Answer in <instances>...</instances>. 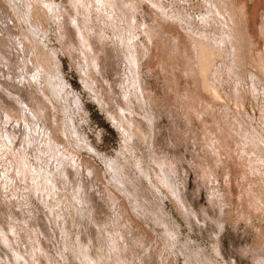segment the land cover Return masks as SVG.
I'll return each mask as SVG.
<instances>
[{"label": "rangeland", "instance_id": "374dc122", "mask_svg": "<svg viewBox=\"0 0 264 264\" xmlns=\"http://www.w3.org/2000/svg\"><path fill=\"white\" fill-rule=\"evenodd\" d=\"M0 16L65 82L52 108L24 86L47 126L24 134L0 98V264H264V0H0Z\"/></svg>", "mask_w": 264, "mask_h": 264}, {"label": "bare ground", "instance_id": "6f19581e", "mask_svg": "<svg viewBox=\"0 0 264 264\" xmlns=\"http://www.w3.org/2000/svg\"><path fill=\"white\" fill-rule=\"evenodd\" d=\"M87 3H89V2H87ZM132 3V2H131ZM101 4V3H100ZM119 4V3H118ZM89 5V4H88ZM87 5V6H88ZM127 5V4H126ZM93 6V5H92ZM91 6V7H92ZM128 6V5H127ZM122 7V6H121ZM88 9V8H87ZM134 10V9H133ZM13 11V10H12ZM11 11V12H12ZM129 12V11H128ZM127 12V13H128ZM133 12V11H132ZM13 13V12H12ZM16 14V13H15ZM18 14H21V13H18ZM23 14V13H22ZM24 15V14H23ZM27 15V14H26ZM18 16H20V15H17V17ZM130 16V15H129ZM1 17V16H0ZM6 18H2V19H5V20H3V23L2 24H4L3 26L4 27H6V29H4V30H6L9 34L11 33L12 34V37L10 36L9 37V35H8V37H7V34L5 35V31L4 32H2V34L4 33V35H0L1 36V38H0V91H1V94H0V98L2 99V101H8L9 99H6V98H10V99H14V101H16V99H17V101L19 102V104L21 105V108H19V110L17 109V113L15 112V110H16V108H15V105H18V102H17V104H15L14 105V107H12V108H15V110L13 111V112H15L16 114L14 115V117H15V120L14 119H12V120H14L15 121V124H16V128H17V126H19V129H23V126H24V129L22 130L23 131V134L24 133H26V130L28 129V130H32V129H38V128H44L43 127V125H44V123L46 122L45 120H44V115L41 113V111H40V109H38V108H36V106H35V104L33 105L32 104V106L31 105H29L28 103L31 101V99H33V96H32V98H30V95H29V98H30V101H28V103H27V99H26V93H25V91L24 90H26V88L24 87V86H26V84L28 85V86H32V87H36V95L35 96H37V94H40L41 95V97L43 96V98L42 99H44V98H47L48 99V102H50V103H46V101L45 100H43L42 101V103L45 101V103L47 104V105H51V108L53 107L52 106V102H53V99H52V97L54 98H56V97H60L61 96V90H63V88H64V85H65V82L63 81V82H60V84L59 85H61L62 87V89H58V85L57 84H55V87L54 88H52L51 89V87H50V85L51 84H53V83H56V81L55 82H53L54 81V79L53 78H51V76H49L50 78H48L47 76H44V74L42 73V71H41V67H39V64L37 63V60H38V58L40 59L41 57H39V56H36V52L34 53V51H33V49H31V47H30V45L31 44H29L28 42H27V38H25L26 37V35L24 36V34H23V32H22V27H21V30L20 29H18L20 26L16 23V21H15V17H14V19H12V18H9V17H7V16H5ZM24 17V16H23ZM132 17V16H131ZM9 18V19H8ZM26 18V17H25ZM89 18V17H88ZM88 18H87V21H88ZM1 19V20H2ZM11 19V20H10ZM132 19V18H131ZM18 20V19H17ZM19 20H20V18H19ZM27 20H29V22L32 24H30L31 25V28L33 27L34 28V24L32 23V21H31V19L29 18V17H27V19H25V21H27ZM78 20V19H77ZM90 20V19H89ZM21 21H23V19L21 20ZM74 22H75V20H73ZM72 21V22H73ZM86 19L84 20V22H82V20H80V22H82L83 24H86ZM114 21V20H113ZM112 21V22H113ZM19 22V21H18ZM79 21H77V23H78ZM79 22V23H80ZM20 23V22H19ZM76 23V22H75ZM78 24L79 26L80 25H83V24ZM1 24V23H0ZM72 24H74V23H72ZM90 24V23H89ZM74 26H75V24H74ZM91 26V25H90ZM89 26V27H90ZM93 26V25H92ZM1 27V29H2V26H0ZM86 28V27H84V25L83 26H80L78 29H80V31H81V28ZM113 27H115V26H113ZM32 28V29H33ZM82 28V29H83ZM116 28V27H115ZM40 29V28H39ZM87 29V28H86ZM91 29H93V28H91ZM74 30V29H73ZM76 30H77V28H76ZM82 32V31H81ZM90 32H91V30H90ZM1 33V32H0ZM76 33V32H75ZM83 33H84V31H83ZM87 33V32H86ZM85 33V34H86ZM99 33V32H98ZM93 34V33H92ZM100 34V33H99ZM79 35V37H81L80 36V34H78ZM84 35V34H83ZM88 34H86L85 36L86 37H88L87 36ZM91 35V34H90ZM205 35V34H204ZM28 37V39H29V36H27ZM86 37H82V39H84L85 38V40H86ZM119 37H120V35H119ZM10 38V39H9ZM91 38V37H90ZM121 38V37H120ZM4 39H9L10 41L12 40V42H13V46H12V44L10 45L9 44V42H7L6 43V41L4 40ZM30 39H32V38H30ZM67 39V38H66ZM81 39V40H82ZM8 40V41H9ZM87 40H88V38H87ZM90 40L91 39H89V43H90ZM34 41V40H33ZM206 41V40H205ZM14 42H15V44L16 43H19V45L15 48L14 47ZM24 42V43H23ZM36 42V41H35ZM67 42V41H66ZM69 42V41H68ZM84 42V41H83ZM26 43V47H25V44ZM33 43V42H32ZM38 43V42H37ZM86 43V42H85ZM68 44V43H67ZM133 44V43H132ZM32 45H35V43L34 44H32ZM69 45V44H68ZM134 45V44H133ZM202 45V44H201ZM204 45V44H203ZM38 46V45H37ZM209 46H211V45H209ZM133 47V46H132ZM202 47V46H201ZM200 47V48H201ZM204 47V46H203ZM202 47V48H203ZM206 47V46H205ZM216 47V46H215ZM215 47H214V49H215ZM101 48V47H100ZM201 48V49H202ZM102 49V48H101ZM204 49V48H203ZM206 49L207 48H205V50H204V52L206 51ZM208 49H209V47H208ZM213 49V50H214ZM220 49H221V47H220ZM16 50V51H15ZM211 50L212 49H210V52H211ZM17 51H19V53L17 52ZM35 51H37V49L35 50ZM119 51V50H118ZM208 51V50H207ZM207 51H206V53H207ZM22 52V53H21ZM40 52L41 51H39L38 53L40 54ZM202 52H203V50H202ZM209 52V53H210ZM214 52V51H213ZM212 52V53H213ZM98 53V52H97ZM100 53H103V52H100ZM118 53V52H117ZM135 54V53H134ZM200 54V53H199ZM43 55V54H42ZM122 55V54H121ZM202 55V54H201ZM200 55V56H201ZM203 55H205L204 53H203ZM202 55V56H203ZM208 55H211V54H208ZM41 56V55H40ZM199 56V59H201V57ZM38 57V58H37ZM204 57V56H203ZM43 58V57H42ZM132 58H134L133 56H132ZM45 59V58H44ZM205 59H207V60H209V57L208 58H205ZM22 60V61H21ZM39 61V60H38ZM204 61V60H203ZM202 62V61H201ZM201 62H200V64H201ZM209 61H206V63L208 64H205V65H207V66H209V63H208ZM39 63H41V60H40V62ZM44 63V62H43ZM45 63H48V62H45ZM54 63V62H53ZM56 63V62H55ZM59 63V62H58ZM37 64H38V66H37ZM57 64V63H56ZM202 64H204V63H202ZM41 65H42V63H41ZM46 65V64H45ZM51 65V64H50ZM94 65H95V63H94ZM98 65V64H97ZM48 66V65H47ZM58 66V65H57ZM60 66V65H59ZM99 66V65H98ZM43 67H44V70H45V72L47 73V74H50V72L48 71L49 69H47L46 70V68H45V66H43L42 65V69H43ZM52 67V66H51ZM206 67V66H205ZM28 68H30V71H28L27 72V69ZM48 68V67H47ZM53 68V67H52ZM58 68V67H57ZM100 69H102V67L100 66L99 67ZM208 68V67H207ZM22 69V70H21ZM54 69V68H53ZM60 69V68H59ZM57 70V69H56ZM103 70V69H102ZM102 70H100V71H102ZM202 70V69H201ZM51 71V70H50ZM208 71V70H207ZM59 72V71H58ZM59 74H60V72H59ZM201 74H203V73H201ZM53 75H54V73H53ZM52 75V76H53ZM58 75V74H57ZM207 75H208V73H207ZM58 76H60V75H58ZM57 76V77H58ZM200 77V76H199ZM203 77H204V75H203ZM202 77V78H203ZM55 78V77H54ZM18 79V81H15V80H17ZM52 79H53V81H52ZM56 79V78H55ZM60 80V79H59ZM201 80V79H200ZM208 80V79H207ZM202 81H203V79H202ZM53 82V83H52ZM9 84V85H8ZM207 84V83H206ZM211 85H214V84H211ZM53 86V85H52ZM215 87V86H214ZM23 88H25V89H23ZM31 88V87H30ZM28 89V88H27ZM33 89V88H32ZM29 90V89H28ZM31 90V89H30ZM27 91V90H26ZM125 91V90H124ZM127 91V90H126ZM213 91H215V90H213ZM124 93V92H123ZM27 94H29V92L27 93ZM126 94H127V92H126ZM215 94V93H214ZM34 95V94H33ZM52 97H51V96ZM216 95H218V94H216ZM34 96V97H35ZM28 98V97H27ZM37 98H39L38 96H37ZM35 99V98H34ZM39 99H41V98H39ZM57 99V98H56ZM12 100H9V101H12ZM33 101V100H32ZM31 101V103H33ZM35 101V100H34ZM1 102V101H0ZM41 102V101H40ZM7 103H9V102H6V104ZM13 103V102H12ZM12 103H10V104H12ZM30 103V104H31ZM10 104H8V105H10ZM36 104H37V99H36ZM3 105V104H2ZM2 105H1V107H2ZM5 105V104H4ZM39 105V104H38ZM45 106L44 108H45V110L43 111V112H47L48 110H50V109H48V106ZM7 106V105H6ZM13 106V105H12ZM19 106V105H18ZM31 106V107H30ZM33 106H34V108H33ZM43 106H44V104H43ZM42 105H41V107H43ZM9 107H11V106H9ZM17 107V106H16ZM8 108V107H7ZM6 108V109H7ZM11 108V109H12ZM122 108V107H121ZM48 109V110H47ZM3 110H5L4 109V107H3ZM9 109H7V111H8ZM123 110V109H122ZM11 111V110H10ZM121 111V110H120ZM125 111V110H124ZM45 112V113H46ZM2 114H3V112H1ZM51 112H49V114H50ZM120 113V112H119ZM122 113H123V111H122ZM2 114H0V115H2ZM4 114H5V112H4ZM3 114V116L4 117H7L8 116V114H6L7 116H5ZM10 114V113H9ZM14 114V113H13ZM127 115H128V113H126ZM11 115V114H10ZM51 115V114H50ZM112 115V114H111ZM173 115V114H172ZM12 117H13V115H12ZM47 117H49V116H47ZM113 117V116H112ZM127 117V116H126ZM126 117H125V119H126ZM1 118V117H0ZM10 118V117H9ZM114 118H116V116L114 115V117H113V119ZM3 119H5V118H3ZM118 119V117L115 119V120H117ZM129 119V117L126 119V121ZM6 120H8L7 121V124H8V122L10 121L9 119H7L6 118ZM48 120H50V119H48ZM120 120V119H119ZM118 120V121H119ZM2 121V120H1ZM14 121H12L13 123H14ZM3 122V121H2ZM6 122V121H5ZM11 122V123H12ZM13 123H12V125H13ZM129 123V122H128ZM5 124V123H4ZM6 124V125H7ZM10 124V123H9ZM46 124V123H45ZM47 124H49L48 122H47ZM5 125V126H6ZM2 126H3V124H2ZM1 126V127H2ZM11 126V125H10ZM44 126H46V125H44ZM0 127V128H1ZM33 127V128H32ZM47 127V126H46ZM3 128V127H2ZM14 128V127H13ZM16 128H15V131H17V130H19V129H17L16 130ZM4 129V128H3ZM7 129H9V128H7V126H6V131H7ZM46 129V128H45ZM5 131V130H4ZM5 131V132H6ZM11 131V130H10ZM9 131V132H10ZM13 131H14V129H13ZM45 131V130H44ZM43 131V132H44ZM49 131V130H48ZM48 131H47V133H48ZM63 131V130H62ZM65 131V130H64ZM42 132V133H43ZM13 133V132H12ZM21 133V132H20ZM46 133V134H47ZM49 133H51V132H49ZM60 133L62 134V132H61V130H60ZM10 134V133H9ZM44 134V133H43ZM68 133L66 132V135H67ZM6 135V134H5ZM14 135H16V132L14 133ZM49 135H52V134H49ZM63 135H64V133H63ZM63 135H61V138L63 137ZM7 136V135H6ZM47 136V135H46ZM45 136V137H46ZM9 137V136H8ZM7 137V138H8ZM13 138H9V140L10 139H17L18 140V136H12ZM15 137V138H14ZM48 137V136H47ZM50 137V136H49ZM15 139V140H16ZM48 139V138H47ZM53 139H55V138H53ZM46 140V139H45ZM10 141H12V140H10ZM58 141V140H57ZM57 141H55L56 143H58ZM18 142V141H17ZM19 142H21V141H19ZM24 142V141H23ZM46 142H47V140H46ZM50 142V141H49ZM10 143V142H9ZM14 142H12V143H10V144H13ZM51 143V142H50ZM15 144V143H14ZM13 144V145H14ZM49 144V143H48ZM12 145V146H13ZM20 145V144H19ZM19 145L17 146V147H19ZM50 145V144H49ZM53 145H54V143H53ZM52 145V146H53ZM11 146V145H10ZM16 147V146H15ZM21 147V146H20ZM19 149V148H18ZM17 149V150H18ZM21 149V148H20ZM23 151V150H22ZM248 152V151H247ZM24 156V155H23ZM25 158H23L22 160H24ZM44 159V158H43ZM42 159V160H43ZM44 161V160H43ZM61 161V160H60ZM46 162V161H45ZM82 162V161H81ZM61 164H63V163H61ZM81 165V169H82V163H80ZM41 168V167H40ZM42 169V168H41ZM40 169V170H41ZM89 173V172H88ZM90 174H92V171H91V173ZM165 178H166V176H164ZM91 179V178H90ZM168 179V178H167ZM92 180V179H91ZM119 180V179H118ZM170 181V180H169ZM120 184L121 183H123V180L122 179H120ZM90 185H91V182H90ZM93 186H94V184H92ZM90 186V187H93V186ZM172 185V184H171ZM177 186V185H176ZM176 189H179L178 188V186L177 187H175V189H173V193H175L174 192V190L176 191ZM92 191V190H91ZM96 191H98V190H96ZM95 191V189H94V192H96ZM179 191V190H178ZM34 192H36V191H34ZM90 192V191H89ZM89 192H88V194H89ZM98 192H101V191H98ZM177 192V191H176ZM179 193V192H178ZM94 194V193H93ZM96 194V193H95ZM102 194V193H101ZM101 194H97V195H101ZM104 195V194H103ZM175 195H176V193H175ZM180 196H181V194H180ZM88 197H89V195H88ZM177 197V196H176ZM175 197V198H176ZM86 198V197H85ZM101 198V197H100ZM180 198V197H179ZM87 199V198H86ZM89 199H91V198H89ZM177 199H178V197H177ZM176 199V200H177ZM182 200V199H181ZM111 201L112 202H114L113 201V199H111ZM178 201H179V199H178ZM89 202V201H88ZM116 202H118V200L116 201ZM180 202V201H179ZM115 203V202H114ZM113 203V204H114ZM94 205H95V203H93ZM92 204V205H93ZM84 205V204H83ZM96 205H97V203H96ZM100 205V204H99ZM99 205L97 206V207H99ZM117 205V204H116ZM120 205V204H119ZM118 205V208H120L121 207V205L119 206ZM83 207H85V205L83 206ZM88 207V206H87ZM94 207V206H93ZM117 208V209H118ZM94 209V208H93ZM117 209H116V211H117ZM88 211H90V210H88ZM94 212V211H93ZM119 213V212H118ZM122 214V213H121ZM122 216H123V214H122ZM103 218V217H102ZM120 218V214H119V216H118V218H116V220L117 219H119ZM121 219V218H120ZM96 220V219H95ZM104 220V219H103ZM115 220V219H114ZM106 222H109V221H107V219L105 220ZM117 221H119V220H117ZM121 221V220H120ZM103 223H104V221H102ZM115 223H116V221H115ZM117 223H120V222H117ZM116 223V224H117ZM121 224V223H120ZM119 224V225H120ZM93 225V224H92ZM97 225V224H96ZM104 225V224H103ZM118 225V224H117ZM122 225V224H121ZM120 225V226H121ZM128 225H130V223L128 224ZM95 226V225H94ZM134 227V225H132L131 224V227ZM101 227V226H100ZM106 227V226H105ZM119 227V226H118ZM130 227V226H129ZM132 227V228H133ZM96 228H98V227H96ZM132 228H130L131 229V231L130 232H132V231H134V230H132ZM106 229V228H105ZM121 229H122V226H121ZM134 229V228H133ZM99 230H101V229H99ZM99 230H98V232H97V234L99 233ZM124 231V230H123ZM135 232V231H134ZM133 233V232H132ZM136 233V232H135ZM131 234V233H130ZM137 234V233H136ZM99 235V234H98ZM102 236V235H101ZM98 238V237H97ZM96 238V239H97ZM95 239V240H96ZM100 239V238H99ZM114 240L116 241V243H117V239H115L114 238ZM100 241V245H102L101 247H104L103 245V242H102V239H100L99 240ZM114 241V242H115ZM109 242V241H108ZM113 242V243H114ZM98 243V242H97ZM105 243V242H104ZM82 244V243H81ZM107 244V243H106ZM109 244V243H108ZM89 245V244H88ZM117 245V244H116ZM129 245V244H128ZM4 246V245H3ZM85 246V245H84ZM109 246V245H108ZM5 247H6V245H5ZM88 247V246H87ZM119 247V246H118ZM248 247H250V246H248ZM247 247V248H248ZM261 247V246H260ZM106 248V247H105ZM115 248V247H114ZM121 248V247H120ZM246 248V249H247ZM264 248V247H263ZM244 249V248H243ZM251 249V248H250ZM256 249V248H255ZM109 250V249H108ZM249 250V248L247 249V250H245V251H248ZM107 251V250H106ZM243 251V250H242ZM245 251H244V253H245ZM253 252H254V250H252ZM251 251V252H252ZM112 252H113V250H112ZM249 252V251H248ZM247 252V253H248ZM246 253V254H247ZM264 253V252H263ZM99 254H101V252L99 253ZM255 254H256V251H255ZM258 254H259V252H258ZM260 255V254H259ZM103 256V255H102ZM106 256V255H105ZM108 256V255H107ZM120 256V255H119ZM251 256V255H250ZM261 256V255H260ZM98 257H99V255H98ZM254 257V256H253ZM263 257V256H262ZM96 258H97V256H96ZM259 258H261V257H255V259H259ZM95 259V258H94ZM106 259V258H105ZM109 259V258H108ZM155 259V258H154ZM157 260H155V261H158L159 259H158V257L156 258ZM252 259H254V258H252ZM262 259V258H261ZM92 260H93V258H92ZM260 260V259H259ZM256 261V260H255ZM262 261H263V259H262ZM95 262V261H94ZM154 262V261H153ZM160 262V261H159ZM170 262V261H169ZM257 262V261H256ZM97 263H98V261H97ZM96 263V264H97ZM127 263V262H126ZM155 263V262H154ZM258 264H259V262H257ZM102 264V263H101ZM109 264V263H108ZM263 264V263H262Z\"/></svg>", "mask_w": 264, "mask_h": 264}]
</instances>
